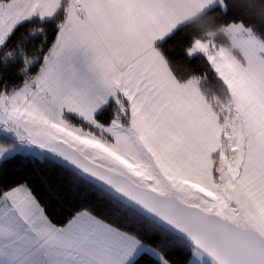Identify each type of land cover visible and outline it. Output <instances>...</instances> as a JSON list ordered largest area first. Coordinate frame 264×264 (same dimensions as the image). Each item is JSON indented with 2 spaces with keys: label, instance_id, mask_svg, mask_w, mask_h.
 Masks as SVG:
<instances>
[{
  "label": "snow or ice",
  "instance_id": "snow-or-ice-1",
  "mask_svg": "<svg viewBox=\"0 0 264 264\" xmlns=\"http://www.w3.org/2000/svg\"><path fill=\"white\" fill-rule=\"evenodd\" d=\"M0 264H264V0H0Z\"/></svg>",
  "mask_w": 264,
  "mask_h": 264
}]
</instances>
